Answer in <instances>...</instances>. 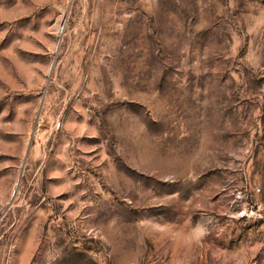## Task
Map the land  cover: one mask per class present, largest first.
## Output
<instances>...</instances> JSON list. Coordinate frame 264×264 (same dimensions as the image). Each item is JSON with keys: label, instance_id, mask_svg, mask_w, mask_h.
Masks as SVG:
<instances>
[{"label": "rangeland", "instance_id": "obj_1", "mask_svg": "<svg viewBox=\"0 0 264 264\" xmlns=\"http://www.w3.org/2000/svg\"><path fill=\"white\" fill-rule=\"evenodd\" d=\"M0 264H264V0H0Z\"/></svg>", "mask_w": 264, "mask_h": 264}]
</instances>
